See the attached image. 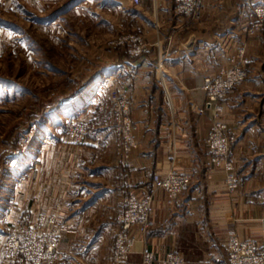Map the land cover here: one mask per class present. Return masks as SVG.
Segmentation results:
<instances>
[{"label": "crops", "instance_id": "crops-1", "mask_svg": "<svg viewBox=\"0 0 264 264\" xmlns=\"http://www.w3.org/2000/svg\"><path fill=\"white\" fill-rule=\"evenodd\" d=\"M143 3L138 12L145 18L146 55L103 59L93 76L101 79V134H90L82 146L40 152L33 169L22 165L19 171L24 182L18 183V211L56 215L64 230L54 264H116L111 254L127 197L151 192L153 175L171 169L192 175L191 187L174 202L156 192L149 234L131 231L139 243L120 264H143L144 249L159 258L174 250L186 264H226L230 231L264 244V33L242 34L264 0H203L200 21L179 16L174 0ZM243 48L249 78L221 101L222 120L234 137L228 160L238 187L230 190L224 165L210 162L205 145L213 111L205 106L203 85L240 61ZM94 84L81 98L96 90ZM118 94L128 99L134 127L136 147L128 151L115 117Z\"/></svg>", "mask_w": 264, "mask_h": 264}, {"label": "rangeland", "instance_id": "rangeland-1", "mask_svg": "<svg viewBox=\"0 0 264 264\" xmlns=\"http://www.w3.org/2000/svg\"><path fill=\"white\" fill-rule=\"evenodd\" d=\"M144 6L143 0L138 6L132 0H0L2 252L7 248L9 233L20 232L14 220L17 216L24 219L22 237L38 226L47 235L57 230L61 234V248L64 230L58 226L56 215H52L55 223H51L52 216L46 212L35 217L31 209L18 211L17 188L22 180L19 171L23 170L22 165L26 170L33 169L40 152L53 147L65 150L68 145L82 146L90 134H101V79L93 76L103 59L110 60L115 55L121 58L146 55L148 44L142 32L145 18L139 16ZM178 15L193 21L202 19V16ZM253 17L250 27H244L242 33L251 38L264 33V26L255 28V13ZM249 63L243 48L240 61L230 65L244 68V83L250 75ZM94 82L98 87L90 93L91 98L86 99L85 95L81 98ZM108 97L114 103L112 91ZM119 97L122 102L128 100L123 94ZM119 103L115 107L117 115ZM74 108L78 110L71 111ZM115 117L119 123L118 116ZM74 124H81L88 131L83 138L72 131ZM117 136L120 137L118 132ZM121 147L125 150L124 145Z\"/></svg>", "mask_w": 264, "mask_h": 264}, {"label": "built area", "instance_id": "built-area-1", "mask_svg": "<svg viewBox=\"0 0 264 264\" xmlns=\"http://www.w3.org/2000/svg\"><path fill=\"white\" fill-rule=\"evenodd\" d=\"M134 5H140L142 0H132ZM176 11L185 16L200 17L202 0H174ZM258 30L264 26V5H258L255 9ZM139 53L140 52H135ZM243 54V53H242ZM247 62V61H246ZM248 63V62H247ZM246 73L244 68L229 66L222 69L215 77H207L204 80L203 89L206 96L205 106L213 111V122L205 140V145L210 154V162L213 165H224L226 171V182L230 190H235L237 180L234 174V166L228 160L234 137L230 134L229 126L222 120L223 107L221 101L231 96L239 85L244 83ZM122 108L124 111L121 112ZM118 122L120 124V135L124 137V148L126 151L136 147L133 135V125L129 117V105L125 102L118 104ZM125 112V114H123ZM74 133L81 134L83 138L87 130L84 126L77 124L73 126ZM169 151L172 156L176 154L175 139L169 142ZM193 176L179 173L171 169L165 176L158 173L153 175V190L143 194L141 197L132 193L126 199L125 210L119 218L120 228L116 232V239L112 249L111 258L116 264L129 260L135 252L138 240L130 235L131 231L138 227L147 238L151 227V218L154 212V200L157 191L162 190L169 196L170 202L178 200L192 184ZM51 223L55 218L50 217ZM15 225L20 227L19 234H10L6 250L0 258V264H54L59 259V231H51L45 234L40 226L27 232L22 237V225L24 219L17 216ZM26 238V239H25ZM227 263L226 264H264V244L258 245L253 239L241 240L238 234L230 231L227 239ZM143 264H186V258L179 252L171 251L167 256L159 258L154 252L144 249ZM207 264H224L216 260H210Z\"/></svg>", "mask_w": 264, "mask_h": 264}]
</instances>
